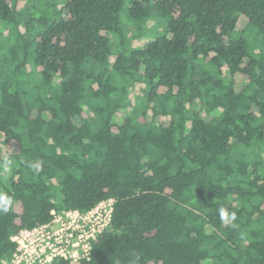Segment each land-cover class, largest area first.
Returning a JSON list of instances; mask_svg holds the SVG:
<instances>
[{
    "label": "trees",
    "instance_id": "obj_1",
    "mask_svg": "<svg viewBox=\"0 0 264 264\" xmlns=\"http://www.w3.org/2000/svg\"><path fill=\"white\" fill-rule=\"evenodd\" d=\"M4 157L0 264L108 198L90 257L52 264H264V0H0Z\"/></svg>",
    "mask_w": 264,
    "mask_h": 264
},
{
    "label": "built area",
    "instance_id": "obj_2",
    "mask_svg": "<svg viewBox=\"0 0 264 264\" xmlns=\"http://www.w3.org/2000/svg\"><path fill=\"white\" fill-rule=\"evenodd\" d=\"M114 199L101 200L88 211H52L49 222L12 236L16 249L2 264H52L56 258H89L92 242L112 221Z\"/></svg>",
    "mask_w": 264,
    "mask_h": 264
},
{
    "label": "clouds",
    "instance_id": "obj_3",
    "mask_svg": "<svg viewBox=\"0 0 264 264\" xmlns=\"http://www.w3.org/2000/svg\"><path fill=\"white\" fill-rule=\"evenodd\" d=\"M13 160L4 157L2 162H0V168L3 169L5 173H9L12 171L13 168ZM34 170L39 171V163H32L30 165ZM13 205V199L3 193H0V212L2 213H7L11 210ZM219 217L220 220L223 223L231 225L233 221L237 219L236 213L235 212H230L227 208L221 207L219 208Z\"/></svg>",
    "mask_w": 264,
    "mask_h": 264
},
{
    "label": "rangeland",
    "instance_id": "obj_4",
    "mask_svg": "<svg viewBox=\"0 0 264 264\" xmlns=\"http://www.w3.org/2000/svg\"><path fill=\"white\" fill-rule=\"evenodd\" d=\"M27 7H29V5H27ZM150 23H151V22H150ZM142 42H143L142 40H136V41H135L136 44H138V43L141 44ZM137 96H138V95L135 96V99H137ZM129 101H131V100H129Z\"/></svg>",
    "mask_w": 264,
    "mask_h": 264
}]
</instances>
